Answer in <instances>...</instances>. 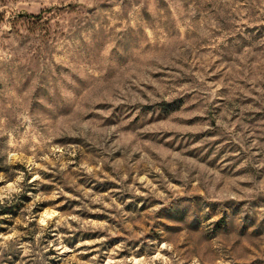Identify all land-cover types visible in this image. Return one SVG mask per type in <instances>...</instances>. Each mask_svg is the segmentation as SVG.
Returning a JSON list of instances; mask_svg holds the SVG:
<instances>
[{
    "label": "rangeland",
    "instance_id": "rangeland-1",
    "mask_svg": "<svg viewBox=\"0 0 264 264\" xmlns=\"http://www.w3.org/2000/svg\"><path fill=\"white\" fill-rule=\"evenodd\" d=\"M0 264H264V0H0Z\"/></svg>",
    "mask_w": 264,
    "mask_h": 264
}]
</instances>
